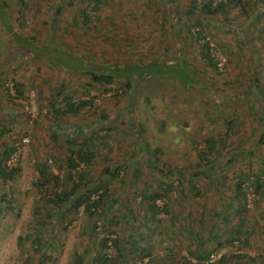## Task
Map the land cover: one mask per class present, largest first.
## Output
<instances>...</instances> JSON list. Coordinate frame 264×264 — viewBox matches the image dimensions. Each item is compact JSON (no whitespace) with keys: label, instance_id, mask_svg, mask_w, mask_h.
<instances>
[{"label":"rangeland","instance_id":"obj_1","mask_svg":"<svg viewBox=\"0 0 264 264\" xmlns=\"http://www.w3.org/2000/svg\"><path fill=\"white\" fill-rule=\"evenodd\" d=\"M209 2L107 0L93 10L91 0H0V151L15 147L10 163L20 168L12 181L0 177V196L12 207L0 203V264H28L27 256L37 264V235L47 242L45 264L114 255L109 243L102 248L103 237L119 239L128 264H196L190 251L203 263L215 252L218 264H264V0H226L223 14L206 17ZM81 9L90 23H77ZM196 19L226 58L223 71L189 37ZM149 62L123 93L125 76L114 73ZM250 66L252 75L240 72ZM104 73L108 82L92 78ZM245 87L252 90L234 96ZM64 97L89 104L57 115ZM210 140L215 148L199 158ZM79 146L95 154L81 169L68 162ZM39 165L50 177L42 186ZM117 166L107 181L104 168ZM257 175L262 189L253 194ZM239 179L245 200L236 194ZM75 183L73 196L96 186L91 199L105 192L99 218L83 206L68 209L70 201L46 202ZM155 193L162 196L151 212ZM244 210L247 228L233 239ZM133 244L149 255L130 253Z\"/></svg>","mask_w":264,"mask_h":264},{"label":"trees","instance_id":"obj_2","mask_svg":"<svg viewBox=\"0 0 264 264\" xmlns=\"http://www.w3.org/2000/svg\"><path fill=\"white\" fill-rule=\"evenodd\" d=\"M210 2L207 4H203L202 8L203 11L207 14L206 17H208L209 14H223L224 10H225V4H226V0H218L215 1L214 3L212 2L213 0H209ZM238 3H242L243 4V0H237ZM92 2V7L93 10H99L101 5L104 2H107V0H91ZM80 17L77 16L76 19L77 23H81V25H85L91 22V14L87 9H81L80 10ZM206 19V18H205ZM194 25H197L198 27L195 29L194 27L188 28V34L189 37L195 41L198 42V44L201 46V54L202 57L206 60V62L213 68H215L217 71V62H218V58L216 57L215 53H214V48L210 45V37L208 35H206L204 33V28H203V21L196 19V21L194 22ZM201 40V41H200ZM153 62H149V63H145L141 66H132V67H121V68H125L123 71L122 69L120 71H118L120 74L118 73H114L116 76H122L124 75L125 77V85H124V89H123V93H128L129 90H131L133 88V83H132V78L135 74L139 75L142 72H138V70L141 68L142 70L145 71V68L147 69L149 65H153ZM145 65V66H144ZM151 70H154V68L151 66L150 67ZM219 72V71H218ZM112 75L110 74H101L100 76L97 75H93V79L97 82H108L110 80ZM143 76V73H142ZM254 80H257V78L252 77ZM135 81V80H134ZM115 95H118V93H116ZM234 96H237V94H235ZM232 97V96H229ZM222 98V97H221ZM228 99V97H226ZM64 99L67 101L64 104V109H55L54 108V112L59 115V114H69V113H77V111L82 108L83 106H85L86 104H89V101H79L78 103H75L73 101H71V98H67L64 97ZM263 115V114H262ZM228 119L227 123L229 122V124L231 125L233 123L232 121V117L231 114L228 115V117L226 118ZM2 131V130H1ZM2 132H6V131H2ZM93 138L87 137L85 138L81 143V146L88 145L90 144V140H92ZM84 145V146H85ZM81 146H79V148L77 149H73L70 153V155L68 156V162L70 167L74 168L77 166V163L75 161V159L79 160V162H83L85 165H89L92 161V159L95 157V154L93 153V151L89 150L88 148H81ZM216 143L215 141H208L207 145H206V149L202 150L201 153H198V157L199 158H203L204 155H206V152L211 153L212 150L215 148ZM16 151V148L13 146H6L3 148L2 151H0V177L1 179L5 180V181H12L15 179L17 173L19 172L20 168L18 165H8L7 161L8 159L11 157V155ZM158 160V159H156ZM155 160V161H156ZM153 162H151L150 164H152ZM116 171H111V169L109 167L104 168L103 172L104 175L108 180H110L113 175L118 174L119 172V167L117 166ZM114 169V170H115ZM38 170H39V174L41 175V177L39 179L36 180V184L38 185H44L45 183H49L50 181V177L47 175V171H46V167L44 165H39L38 166ZM53 178L54 181H60V178L52 175L51 176ZM78 179L81 178L79 176H77ZM77 179V181H79ZM244 180L239 179L238 180V184L236 186V194L237 195H241L243 197V200H245V190L243 188V184H244ZM107 185V183H106ZM250 187H253V191L252 193H258L260 192V190L262 189V180L261 178L257 175L254 177V179H252L250 181L249 184ZM169 187H172L169 186ZM78 188V183H75L74 187L71 190H60V192H56L53 191L51 194L52 195H48V198L46 200V202L50 203V202H65V201H70L71 205H69L68 209H72V210H77L80 206L84 207V210L87 212L89 217H94L95 218H99L102 215V212L99 210V206L103 203V199L105 196V192L102 195H98L97 199H91L92 195L95 194V192L98 191L99 187H94L91 188V190L89 189L85 194H79L77 196H73L74 192L76 191V189ZM50 196H52V199L50 198ZM162 195L160 193H155L154 195L151 196V212H155L156 209V204H155V200L158 197H161ZM11 200V199H10ZM9 200V197H7V195H1L0 196V203H4L6 207L8 208H12L11 207V201ZM245 205V203H244ZM167 207V206H166ZM242 209V208H241ZM165 211L167 212L168 209L165 208ZM247 211L244 210L243 216L238 220V226L237 228L232 231L229 232L230 235L232 236L231 238H236L237 235L238 237L242 234V232L244 231L245 228H247V223H248V216L245 215ZM97 216V217H96ZM264 219V217H263ZM108 225L116 223V220L113 219V217L111 219L107 220ZM245 242L248 243L249 241H247L245 239ZM108 243L113 247L115 254L114 255H110V254H106L103 253L101 255H98L95 258V262L94 264H128L126 263V254L124 253L123 247L119 244V239L117 237L114 238H110V237H103L101 240V245L102 248L104 249H108L111 246L108 245ZM32 244L34 246L33 251L35 252V254L37 256H39V259L37 261V264H45L47 261L51 260V257L45 254V249L47 247V242H43L41 237L39 235H37L33 240H32ZM205 241L201 238L198 241V246L200 248L204 247ZM134 249H132L130 251H141V253L143 255H149V249L144 247H138L136 244H133ZM138 251V252H139ZM145 253V254H144ZM190 254H192L193 256L197 257V263L196 264H218V263H214V262H210V263H203V258L200 257V253H196L193 251H190ZM241 254V253H239ZM142 256V255H141ZM26 263H30L32 261V259L27 256L26 257ZM209 258V254H206L205 259ZM222 259H224L222 257ZM221 259V260H222ZM203 260V261H202ZM221 262V261H220ZM219 262V263H220ZM72 264H85V261L82 257V255H74L73 260H72Z\"/></svg>","mask_w":264,"mask_h":264},{"label":"built area","instance_id":"obj_3","mask_svg":"<svg viewBox=\"0 0 264 264\" xmlns=\"http://www.w3.org/2000/svg\"><path fill=\"white\" fill-rule=\"evenodd\" d=\"M216 54V57L218 58V62H217V69L219 70V71H223L224 69H225V64H226V58L225 57H222L220 54H218V53H215ZM25 110H26V112H27V114H29L30 113V110L28 109V107L26 106L25 107ZM24 141L25 142H27V139H24ZM16 160V151L11 155V157L8 159V162H7V164L8 165H10V166H12L13 165V163H10L12 160ZM13 162V161H12ZM77 164H79V165H77L78 167V169H81V168H84V163L83 162H78ZM94 198V197H93ZM249 202H251L250 200H248ZM250 204H248V206H249ZM219 257V255L217 254H215V252H212V253H210V255H209V258L206 260V263H210V262H214L217 258Z\"/></svg>","mask_w":264,"mask_h":264},{"label":"crops","instance_id":"obj_4","mask_svg":"<svg viewBox=\"0 0 264 264\" xmlns=\"http://www.w3.org/2000/svg\"><path fill=\"white\" fill-rule=\"evenodd\" d=\"M254 71H256V69H255V67H253V66H250V69L248 68L246 71H243V70H241L240 69V72L241 73H243V74H246V75H252L253 73H254ZM244 72H246V73H244ZM247 77V76H246ZM255 78V77H254ZM249 79H251V78H249ZM252 80H253V78H252ZM258 80V79H257ZM255 81V80H254ZM243 84H245V80H244V83ZM252 86V83H251V85H250V87ZM252 90V88H250V89H247L246 87H245V89H244V91L242 90L240 93L238 92V99H239V97H241L240 96V94H243V93H245V92H248V91H251ZM248 99H250V97H247ZM244 103H247V102H252V100H244L243 101ZM254 103V102H253ZM255 106L258 108L259 106L255 103ZM240 116V115H239ZM258 128H259V126H258ZM264 130V129H263ZM243 215H241V217H242ZM240 217V218H241ZM239 218V219H240ZM239 222V221H238ZM248 224V223H247ZM245 230V229H244Z\"/></svg>","mask_w":264,"mask_h":264}]
</instances>
